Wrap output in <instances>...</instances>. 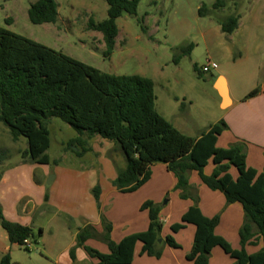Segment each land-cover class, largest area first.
Returning a JSON list of instances; mask_svg holds the SVG:
<instances>
[{"label": "trees", "instance_id": "trees-1", "mask_svg": "<svg viewBox=\"0 0 264 264\" xmlns=\"http://www.w3.org/2000/svg\"><path fill=\"white\" fill-rule=\"evenodd\" d=\"M104 1L106 18L100 22L90 18L87 27L102 35L105 46L102 57L108 59L114 52L118 35L116 20L123 14L135 17L139 0ZM225 2L216 0L211 7L202 4L197 14L211 16L215 10L224 8ZM27 18L33 25L56 24L58 5L55 0H36L29 6ZM239 20V14L234 13L217 20V23L223 34L230 35L238 28ZM137 22L141 21L137 19ZM190 47L187 46L186 50L189 51ZM194 71L201 77L197 67ZM260 93H264V87L254 88L245 99ZM155 100L153 82L148 78L102 72L61 51L0 27V123L7 127L13 141L25 138L27 147L22 153L23 159L49 165L48 123L51 119H58L78 133L67 142V148L76 157H82L90 150L87 140L92 137L98 136L115 144L125 160L124 169L117 170L112 182L119 193L135 192L149 181L151 167L163 164L175 177V190L180 192V198H191L194 203L182 215L180 223L171 226L173 233L186 224L195 227L192 246L186 255L188 261L208 264L212 249L219 247L233 260L232 264H264V246L253 254L245 251V246L253 244L256 239L264 244V172L258 173L247 166L243 142H235L227 148L215 146L217 137L227 129L224 121L210 125L197 138L190 137L180 133L157 112ZM184 107V104L180 105L181 112ZM210 161L212 173L205 175L204 169ZM53 163L57 164L55 160ZM232 168L236 171L235 177L230 173ZM191 172H195L208 189L220 192L226 204L241 206L243 223L238 233L239 250L215 235L219 216L207 218L199 210L197 197L192 194L189 184ZM92 194L98 203V187L92 189ZM160 209L161 205L152 201L142 203L140 210L148 213L147 230L128 235L117 243L110 239V223L101 216L104 233L97 232L90 225L85 226L76 234L75 247L83 248L96 264H131L137 243L141 244L142 255L159 259L164 244L179 248L172 236L159 242L162 230ZM0 227L11 245L23 248L26 239L31 244L36 242L32 229L7 220L1 207ZM38 231L37 236L42 230ZM93 237L100 238L107 245L108 253L85 246V242ZM70 257L74 259V249L70 251ZM0 264H11L9 254L0 258Z\"/></svg>", "mask_w": 264, "mask_h": 264}, {"label": "rangeland", "instance_id": "rangeland-1", "mask_svg": "<svg viewBox=\"0 0 264 264\" xmlns=\"http://www.w3.org/2000/svg\"><path fill=\"white\" fill-rule=\"evenodd\" d=\"M35 1L0 0V27L61 51L74 59L85 60L95 68H101L102 72L116 76L138 75L150 79L156 97L155 109L160 113L171 110L179 113L177 124L186 125L188 129L182 127L185 132L198 134L196 131L199 127L211 125L213 113L219 112L215 102L216 92L212 88L216 70L198 77L194 67L201 70L209 60L216 63L229 80L241 78L246 83L244 87L251 86L250 79L252 75L254 77L255 72L252 51H243L237 44H230L228 36L220 31L217 20L250 10L252 7L258 9L264 0H259L260 3L258 0H226L224 8L215 10L208 17L198 16V8L202 4L211 7L216 0H139L135 17L123 14L116 20L118 35L114 52L108 59L102 57L104 48L101 46V34L87 27L90 18L98 22L106 18L107 5L104 0H55L59 12L57 23L41 25H33L27 18V10ZM90 9L94 10V16H90ZM137 19L141 22L138 23ZM189 45L191 47L188 51L186 47ZM183 49L186 51L183 52ZM181 104L185 106L182 112ZM181 113L185 115L182 116ZM196 122L198 124H195ZM194 125L195 129L192 130ZM48 129V167L52 171L46 182L53 178L57 165L62 168L75 163L80 167L93 161L89 153L81 158H74L75 154L67 148L69 139L78 135L70 126L58 119H51ZM26 147L25 138L20 137L18 141H13L7 127L0 123L1 165L22 161L21 156ZM120 162L124 164V159L120 158ZM205 170H210L209 174L212 173L211 161ZM231 170L236 173L234 168ZM166 197L167 195L159 203L161 208L166 204ZM112 201L111 198L107 200L102 214L105 215L109 211ZM43 210L45 214L36 219L42 232L37 236L39 231L34 230L36 242H32L28 251L9 244L4 230L0 228V233L5 239L2 242L4 241L7 248L5 253L9 254L11 264H54L72 249L75 251V246L71 249L68 247L74 242L75 234L83 228L82 219L73 217L50 202H45ZM109 217L123 219L114 212H111ZM114 228V232L119 233L120 227ZM169 230L171 236L175 234L171 228ZM100 233H104L103 224ZM88 240L97 248L105 244L100 238L93 237ZM86 246L89 247L88 244ZM37 251H40V254ZM1 256L0 250V258Z\"/></svg>", "mask_w": 264, "mask_h": 264}, {"label": "crops", "instance_id": "crops-1", "mask_svg": "<svg viewBox=\"0 0 264 264\" xmlns=\"http://www.w3.org/2000/svg\"><path fill=\"white\" fill-rule=\"evenodd\" d=\"M257 2L260 3L259 0ZM259 7L258 9L252 7L250 10L241 13L237 12L240 16L238 28L232 34L227 35L230 44L233 46L237 44L241 50L246 49L247 52L252 51L253 53L255 72L254 77L252 75L250 79L251 86L244 87L246 83L241 78L229 80L222 70H219V67L216 69V75L212 81V88H214L217 96L215 102L219 110V112L213 113L212 124L222 120L227 126V129L217 137L215 146L227 148L235 142H243L246 145V164L258 173L264 172V93L249 99H245V96L254 88L264 87V3H260ZM89 12L90 16H94L93 9H90ZM234 40L235 43H233ZM101 46L105 49L102 35ZM76 59L94 67L85 60ZM96 68L102 71L101 68ZM220 78L229 101L226 107L222 106L221 96L216 89V84L220 82ZM158 113L180 133L190 137H199L210 126H205L206 128L201 126L196 131L198 134H191L183 130L182 127L188 129L186 125L181 124L179 126L177 124L179 122L177 117L180 114H177L176 111ZM181 115L184 116L185 114L181 113ZM171 117H173L172 120ZM194 129L195 125L192 130ZM82 138L86 139L84 136ZM87 146L90 150L85 154L88 155L89 153L93 160L91 163L83 164L80 167L75 163L62 168L57 165L53 178L51 181H47L48 184L46 179L52 171L48 167L49 165L34 164L25 159L16 163L0 164V207L4 217L11 222L30 227L33 232L36 229L42 230L36 219L45 214L43 210L45 202H50L51 205H56L73 217L81 218L82 227L90 225L99 233L102 224L101 216H104L108 223L111 222L110 239L117 243L128 235L147 230L148 213L139 209L142 203L152 201L159 204L161 199L167 195L166 204L162 206L159 213V219L162 223L159 242L164 241L167 236H171L169 230L171 226L180 223L182 215L194 203L191 198H180V192L175 191L176 179L167 171L165 165H153L149 181L135 192L119 194L112 182L116 178L117 170H122L125 167V160L124 164L120 162V158H123L121 152L114 143L98 136L88 139ZM74 158L79 157L75 156ZM209 173L210 170L204 171L205 175H210ZM230 173L233 177L236 176L232 170ZM195 174V172L189 174V184L193 189L192 194L197 197L199 210L207 218L218 215L219 222L214 230L215 235L226 240L233 249L239 250L238 233L243 223L241 206L238 203L226 204L225 198L220 192L208 189ZM94 187L99 189L98 203L92 194ZM45 196H47V201H45ZM109 198L113 201L109 211L104 215L101 211H103V207ZM111 212L123 219H111L109 217ZM118 220L119 222H117ZM114 226L120 227L119 233L114 232ZM194 232L195 227L186 224L183 229L173 234L172 237L179 248H171L164 244L159 259L142 255L140 252L141 244L137 243L134 247L131 264H193L186 259V255L191 249ZM2 240L5 239L0 233V250L3 256L7 248ZM6 241H8L7 235ZM86 244L100 253H108L106 244L98 248L92 245V241L87 240L85 246ZM253 244L256 246L254 247ZM253 244L245 246L247 254L258 252L264 246L260 239H256ZM75 245L74 239L68 249ZM218 248L212 249L208 264H232L233 260ZM37 253L40 254V251ZM54 264H96V261L89 258L83 248L76 247L74 259H71L69 251L68 255L66 254L63 259Z\"/></svg>", "mask_w": 264, "mask_h": 264}, {"label": "built area", "instance_id": "built-area-1", "mask_svg": "<svg viewBox=\"0 0 264 264\" xmlns=\"http://www.w3.org/2000/svg\"><path fill=\"white\" fill-rule=\"evenodd\" d=\"M217 68H218V66H217L216 63L211 62V61L208 60V61L202 66V68H201L200 71H201L202 74H209L211 71H214V70H216ZM22 247L25 248V249L30 250L31 247H32V244H31V242H30L28 239H26V240L23 241V245H22Z\"/></svg>", "mask_w": 264, "mask_h": 264}, {"label": "water", "instance_id": "water-1", "mask_svg": "<svg viewBox=\"0 0 264 264\" xmlns=\"http://www.w3.org/2000/svg\"><path fill=\"white\" fill-rule=\"evenodd\" d=\"M221 82H222V79L220 78V82H218V84H216V89H217V91L219 92V94L221 96L222 106L226 107L228 105L229 101H228V98H227L226 91H225L223 85L221 84ZM48 183L49 182H47V184Z\"/></svg>", "mask_w": 264, "mask_h": 264}]
</instances>
